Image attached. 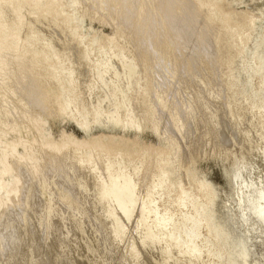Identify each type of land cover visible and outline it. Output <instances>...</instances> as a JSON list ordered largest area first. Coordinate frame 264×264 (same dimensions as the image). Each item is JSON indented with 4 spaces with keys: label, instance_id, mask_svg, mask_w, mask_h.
<instances>
[{
    "label": "bare ground",
    "instance_id": "bare-ground-1",
    "mask_svg": "<svg viewBox=\"0 0 264 264\" xmlns=\"http://www.w3.org/2000/svg\"><path fill=\"white\" fill-rule=\"evenodd\" d=\"M91 1H93V0H91ZM96 1H94V3ZM123 1H125V0H98V2H99L98 4L101 6V8H103V9L105 8L104 12L106 11L107 8H108L107 10L115 9L118 11V9L120 7L119 8H116V7H118L120 4L122 5V4L126 3ZM256 1L257 0H255V3H256ZM259 1H260V6H257V7H260L257 9L258 18L256 19V21H252V22H251L252 19H250L248 26L245 24V26L248 27L247 29L250 32V34L242 32L243 28H244V27H242L241 35H237L238 36L237 40H235L237 44L234 43L235 41L233 42V39H236V38L232 37L233 34L231 33L232 31L230 32V30H231L230 27H231V23L238 22L240 17L239 18L237 17L239 15H236V16L233 15L232 11H229L228 13H224L222 8L224 6H229L230 9L232 10V8H234V5H236V4L239 5L238 3H241V0H131L128 6L126 3L127 9L125 7L124 8L125 10L123 9L124 5H122L121 10H124V11L121 13L117 12L118 17L117 16H115V17H117L118 20L116 19L117 20L116 21L115 19H113V20H111L110 23H112V24H114L116 22L120 23V20L124 16L127 17L126 20H128V25L126 26L127 28L125 27V29H124L125 35L127 36V40L130 38L129 35H134L138 39V42H137V40H135V44L137 42L138 45L136 44L135 50H132V51H134L135 54H138V55L141 54L143 56V58H141V60L143 59L142 60L143 63H146V62H144L145 60L148 61L147 64L149 63V66L144 64L145 65V67H143L144 70L141 72V74L137 75L138 77H137V81L135 82L136 83L135 92L137 93L141 89V87L144 83L143 81L145 79L146 73H148L147 70H149V67L152 65L150 62L151 61L150 59H152V58L154 59V57L159 56L160 53L162 54L163 51L165 53L166 50H168L169 52L167 51V53H172V52H170V49L171 48L174 49L173 52H175V54L173 53L174 56H172L173 57L172 60L169 59V61H171V62H169V64L167 63L169 69H171L170 67H172L173 69H176V67L179 68L180 63L183 62L185 57H186V59L189 58L188 57L189 54L192 53L191 54L192 58H189L190 60L186 64V70L184 67V70L186 72L184 70L183 71L185 73H187V75L189 73H191L192 71L198 72L195 69H198V66H200V64L205 61V66H204V64H202L204 66V68L199 67L201 69L200 71H202V69H203V71L205 70V73H206V70H207V71H209L208 73L211 72L213 74L212 79H218V77H220L221 75H223L224 72H226V71H228V69H230V65L233 62L230 60L231 55H233L232 52L234 50L236 51V50L242 48L243 45L247 42V40L249 38H252L254 35V38H253L254 41L251 40L253 43H252V47H251V50L249 51V53L246 54L242 49L238 50L239 54L236 55L237 57L235 56V58L233 59V60H235L236 58H238L239 63H237L238 65H237L236 69L238 72L244 73L243 75H245L244 76L245 79L244 78L243 79L245 81H243V79H242L243 82H241V80H240V82L238 81L235 85H233V87L230 85L232 87V89L228 88L230 90L227 91L228 94H226V96L228 95V98H230L227 100L232 101L231 99H236V95L241 94L240 92L242 90L247 89L246 92L242 93L244 99L245 98L249 99V97L250 98H254V97L257 98L256 103H254V102L250 103L251 101L250 102L248 101L249 105L243 106V108L249 106V107H247L248 110L245 114L242 113V114H244L243 124L244 123L250 124L251 122L254 123L256 121V119H259V117L263 116V115H261V114H263V111L261 110V106L264 104V77L261 78L260 83H258L259 85H258L257 91L252 90V92H249V90H248L250 88V86L253 85L252 80L255 77H259L260 75H262L264 73V9H263L264 0H259ZM66 3H68V5L69 4L72 5V4H74V0H73V3H72V0H67ZM253 3H254V1H253ZM53 4H54V0H0V57L2 58L0 61V71L6 70L9 74L8 79H9L10 83H9L8 90L10 92V95L15 97L14 100L16 99V96H18L19 94H21V95L24 94V95H26L25 98L27 99L26 102L28 103V102L34 100V98H33L34 96H32V95L35 94L36 99H35V102H33V104L35 103L37 107L39 106L38 108L36 107L37 109H35V111L28 116L26 114H21L20 119H17L16 122L19 121V123H20L21 121H24V120L25 121H32L33 120L35 122L36 121L38 122L39 120H41V122H43V124H44V122H46V120H48V119H54L56 117L62 116L66 120L70 121L73 125H75V127L77 129L83 131L85 134H88L95 127H98L101 129H110L112 131L126 130L127 132L140 131L143 127L146 129L145 124H144V126H142V124H143V122L146 123V121H147V117L149 114V113L147 114V112L153 111V110L147 111V109H146L147 108L146 106H148V104H147L148 99L147 98H142L139 100L140 101L139 104L142 106V108L139 107V109L140 108L142 109V111L140 109L139 112L141 111L140 114L142 113L143 117L146 115L145 121L140 122V123H142L141 124L142 127H141V129H139L140 126L137 127V124L139 122L136 124L135 123L136 120H134V118L132 119V117H131L134 114H132V112H131L132 115L129 114V115H131V116H129L131 118H129L126 115L125 111L127 109H125V108H128L129 105H127L128 107L126 105H125L126 107L124 106V104H126L125 100L121 101V102H124V104H122V106L119 105L120 103L118 100L122 99V98H119V96L122 97V94L124 93V92L122 93L121 90L122 91H124V90L128 91V88L126 86H123V88L126 87V89L125 88L123 89L121 87V90H119L121 92V94H120V92L118 91V89L116 90V88H119L120 86H122L121 85L122 83L120 84V86L119 85L117 86L115 84V86H117V87H115V86H113L114 82L112 81L113 84L111 83L110 87L112 85L113 87H115L114 89L116 91H118V92H116V91L115 92L119 93L118 94L119 96L117 94L115 96V94H114L115 97L112 96V94H111V93H113L112 90H111L112 92L110 90L107 91V92H109V91L111 92L110 94L107 93V95L109 94V96H107L102 91H100V89L104 90L103 87L105 86V83L109 82L107 80H110L113 77H116L115 79H117L119 77L122 78L121 77L122 74H126L127 76H132L134 74V71L131 68L133 65L132 66L130 65L132 63V61L129 65H127L128 63L126 64L127 67L125 66V64H122L125 66V69L123 68L125 71L122 69V72H121V66H119V65H121V63H124V62L123 61L121 62L120 60L122 58H123L122 60L125 59L123 56L125 53L117 52V53L121 54V55L118 54L119 57L122 56V58L121 59L119 58V60H118V56L115 54L118 63H120V64H118L120 71L115 70V72H114L113 71L114 68L111 69L112 68V66L110 65L111 63L110 64L105 63V60H106L105 58L109 57L108 54H107L108 57H105L106 55L104 56V58L102 57L104 60L102 59L101 61H104V63L103 62L98 63V60L93 61V63L97 62V64L90 67V63H89L90 61L87 62L89 64L88 66L90 67V68L89 67L88 68L91 70L90 71L88 70V72H85V74L82 71L84 75L81 74L82 76H80V80L79 79L78 80L80 82H82V79L83 80L85 79V78H82L83 76H87L88 80L93 79V78H89V77H92V76L95 77V79L97 80V81L95 80L96 83H94L96 87L94 88V86H93V88H92L93 90L89 89V90H91V93L85 87L86 85L84 86L86 89H83V85H82V87L81 86L78 87V85L81 84L80 82H79L80 84L76 85V83H77L76 79L79 78V76H78L79 72H81L82 69L83 70L86 69V66H84L85 64H87L86 61L88 59V57H86V53H83V55L82 54L80 55V56H83L82 58H84L85 64H83L84 61L82 62V60H81L82 58L81 57H80L81 59L79 58L80 59L79 61L82 62L79 65L83 64L85 69L83 66L82 67L80 66L81 70L78 71L79 65L77 67H74V68H78V69H76L78 71V72L76 71V74L78 73L76 75L78 77H76V78H75V74L73 72L75 69L73 70V68L71 67L72 64L75 63L74 62L75 60L73 61L71 66L70 65L66 66L64 64V66H66L64 69L63 68L60 69V67L62 65L59 64L60 65L59 66L57 61H53L52 65H50L49 68H44L42 70V68H43L41 66L42 60L46 57L47 54H48V56L51 54V57L53 58V60L56 58V57H54V55H56V54H54L55 51L49 52V50L52 51L53 48H54V50L57 48L56 46L58 44L56 45V41L59 38L60 39L63 38L62 41H66L70 37H72L75 33V32H73V26L70 24L69 19L66 18L64 11H58L56 13L54 11H52ZM91 4H93V3H91ZM98 4H97V6H98ZM156 4L157 5L161 4V6L159 5L160 8L155 6L154 8L157 7L158 10L156 8L155 11L157 13L155 14L154 13L155 11H153V13H154L153 14L152 9H153V6ZM90 7H91V5H90ZM253 8H255V7H253ZM89 9H90L89 6H88L87 10H85V8H84L85 12L83 13V8H82L81 12L83 14L80 12L81 16L78 15V18H76L78 20V22L82 18H85V17L90 18L91 17ZM23 11H29L31 13H35V15H33V16H35L34 17L35 19H38V20L44 19L45 25L42 23L44 27L42 28V26H41L42 29L40 28V30H39L40 32L36 31L37 32L36 33L34 31V33L33 32L29 33L28 30H30L31 28H34V27L33 26L31 28L28 27L29 19H26L27 17L23 18L21 16ZM112 11H107V13H105L106 15H102L101 19H104V17H107V14H110V12H112ZM252 11H256V10L253 9ZM244 14H245V12H244ZM240 16H242V15H240ZM246 18L249 19L250 16L246 17ZM31 19H32V17H31ZM240 20H241V18H240ZM247 22H245V23H247ZM119 23L114 24V25L117 26V25H119ZM75 24L77 27V21ZM240 25H241V23L238 25V27ZM36 26H37V24H36ZM113 26L111 25V27H113ZM54 27H56L57 31H55L56 33H54L55 34L54 37L50 36V39L52 37L51 41L48 40V43H47V42H44L43 40H41L44 43L41 42L39 40V38L41 39V36L38 38L37 35L38 34L42 35L41 32L43 30L45 31V29H54ZM113 29H114V27H113ZM244 29H246V28H244ZM120 30L118 31V33L120 32ZM124 30H123V32H124ZM170 30H171V32H170ZM31 31H32V29H31ZM166 32H168V33L166 34ZM243 33H245V34L242 35ZM164 34H166V35H164ZM119 35H120V33L117 35V37ZM161 35H162V38H161ZM235 35L236 34L234 33L233 36H235ZM128 36H129V38H128ZM134 36H131V38L136 39ZM163 36L165 37L164 39H163ZM43 37H45V36H43ZM119 37L120 38H118V40H120L122 38L121 36H119ZM231 37L233 38L232 40H231ZM37 39L41 43H43V45L41 43H39V47L38 46L36 47L35 45H33L35 48L29 49V51H26V50H28V48H26V46H28V45L30 46V44L34 43V42H32L34 40H35V42H37ZM116 39L117 38H115V40H113V41L115 42ZM98 41L100 42V39L97 40V42ZM38 42L36 44H38ZM231 42H232V44L234 43L236 46L234 44H233V46H231L232 45ZM45 43L48 45L46 46ZM115 43L120 44L121 42L120 43L115 42ZM44 44H45V46H44ZM53 45H55V46L53 47ZM111 45H112V43H111ZM62 46H64V45H62ZM67 46H68V43H67ZM67 46H66V49L69 50L67 52L75 50V49H73L75 47L74 45H71V46L69 45L68 48H67ZM29 48H31V47H29ZM59 50H60V48H59ZM132 51H131V54H133L134 57L136 56V59H138L140 62V59H139L140 57L138 55H135ZM97 52H99V51H97ZM114 52H116V51H114ZM164 53H163V55H164ZM234 53L236 54V52H234ZM89 54H90V52H89ZM73 55H74V52H73ZM111 55H113V57H114V54H111ZM163 55H162V57H163ZM186 55H188V56H186ZM68 56L71 57L70 55H68ZM131 58H132V55H131ZM58 59H60V58H58ZM109 59L110 58H108L107 59L108 61L106 60V62H110ZM129 59H130V57H129ZM63 60H64V63L67 62L66 61L67 59L66 60L63 59ZM76 61H78V58ZM15 63H18V64L15 65V67H14L13 64H15ZM62 63H63V61H62ZM68 63L70 64V62H68ZM93 63H91V64H93ZM77 64H78V62L75 63V66ZM104 64H106L105 66H106L107 70H106ZM108 64H109V66H111V68L107 66ZM181 65L183 67V64H181ZM102 66L105 69L102 68ZM128 66H131V67H128ZM109 68L112 72H114L113 75L115 73L117 74L118 72H121V75H120V73L118 76L115 74L113 77H112V75L111 76L109 75L112 78L105 76L106 72L110 73V70L108 71ZM136 68H137V65H136ZM46 69H47V72L45 71ZM101 69H104V70L101 72ZM59 70H62V71L60 72ZM43 71L46 73L45 76H44ZM183 71L181 73H183ZM103 72H105V74ZM233 74H236V72H234ZM107 75H108V73H107ZM172 75H174V74H172ZM240 75H241V73H240ZM174 76H175L174 78L177 79V76L176 75H174ZM106 77L110 78V79H107ZM123 77H125V75ZM198 77H200V76H198ZM103 78L107 79V80H104L105 83L103 81ZM2 79H3V77H2ZM87 79L84 81V83L86 84L88 82L87 84H90L91 83L90 80L88 81ZM119 79H117V80H119ZM123 79L124 78H122V81H123ZM113 80H114V78H113ZM91 81L94 82V80H91ZM114 81H116V80H114ZM97 82H98V85H96ZM110 82H111V80H110ZM118 82L120 83L121 80ZM118 82H117V84H118ZM187 83H189V82H187ZM125 84L126 83H123V85H125ZM106 85H107V83H106ZM53 86H55V87L57 86L59 88V95H58L59 104H56L54 102L55 99H53V97H52V99H50L47 96V91ZM107 86H109V83ZM87 87H89V86H87ZM189 87H191V86H189ZM252 87H254V85ZM78 88H79V91L84 92V94L87 91L90 94H92V92H93V94L95 93L97 95L96 92L100 91V93L102 92L104 94L103 96H107V98L110 97V95H111L112 97L110 99L108 98L109 99V100L107 99L108 101L106 100V102H108V103H110V100L112 101L113 97L115 98L113 101H115L119 98L117 100L119 106L116 104L117 101H115L116 103L114 102V104H116L117 107H115L116 105L114 106V104H113V106L115 108L112 106L114 109H112L113 111L111 110L110 111L111 113L110 114L108 113L109 114L108 115L107 112L110 109H108V107H109L108 103L105 102V104H107V106H108V107L105 106L108 109V111L106 112V114H102V113H105L106 110L104 109L105 111L103 112V109H102V111L100 112L99 111L100 106L98 105L99 107H97V104L101 105L102 103H100V102L102 100L104 101L106 98H104L103 96H100L103 99L100 98L101 100H98V101L95 100V101H97L96 105H95V101H94V106H96V108L94 106H93V108L90 107L89 108L90 110H91V108L93 109L92 112H90L89 109H87L88 111L85 110L86 111L85 114H84V111L83 112L81 111L84 114V115H82L80 110H78V107H79V104L82 106V103H81L82 99L81 98H83V100H85L86 98L84 97V94L82 92H81L82 94H80V92L78 91ZM107 89H109V88H107ZM83 90H85V91H83ZM128 93H130V91ZM100 95H102V94H100ZM124 95L126 98V93ZM124 95H123V99H124ZM88 96H91V95L87 94L86 97H88ZM96 97L98 99L99 95H97ZM148 97H149V95H148ZM209 97L211 98V96H209ZM241 97L242 96H240V99H241ZM128 98H130V96L127 97L126 99H128ZM220 98H221V96H220ZM211 99L214 100L213 97ZM224 99L226 100V98H224ZM163 100H160V101H163ZM250 100L255 101L254 99H250ZM257 100L259 101L260 104L257 102ZM126 101L128 104V100H126ZM160 101H158L159 105L154 104L153 106L158 105L156 107L159 108V106H160V109H161L162 104L160 105ZM215 101L216 100H214L213 103ZM158 102H156V103H158ZM164 102H165V100H164ZM164 102H163L164 105H162V110H163V106L165 107ZM208 102H212V100L208 101ZM242 102H243V105H244V103H246L243 100H242ZM12 103L13 104L15 103L14 106L16 108H19V107H20V109L22 108L21 105L18 104L19 102H17V100L12 102ZM112 103H111V105H112ZM215 103H218V102H215ZM238 103L239 102H237V104ZM40 104H42V105H40ZM85 104H86V102H85ZM203 104L204 103L200 104L202 106L199 107V112H200V113L198 112L199 117H201L206 111L207 106L203 105ZM111 105H110V108H111ZM103 106H104V104H103ZM123 106L125 108L123 109V111L122 110L121 111L125 112V115L128 118L124 117L123 119L120 120V118H117V117H121V116L120 115L117 116V115L119 114L118 112H120L119 110L122 109L121 107H123ZM231 106H233V104ZM188 107H189V109L187 111L188 116L195 117L193 110H190V106H187V108ZM224 107H225V105H224ZM79 108H81V107H79ZM148 109H151V108H148ZM192 109H193V107H192ZM230 109L231 108H229V110ZM239 109H240V107H239ZM229 110L227 111V113H225L226 114L225 119L227 121L233 120V116H232L233 115V109H232V111L231 110L229 111ZM240 110H238V111H240ZM129 111H131V110L129 109ZM234 111H235V109H234ZM87 112H90V114ZM122 112H120V114ZM1 113H2V111H1ZM3 113H6V112L3 111ZM11 113H12V111H11ZM219 113H221V112H219ZM101 114L103 116H105L106 118L102 117ZM237 114H238V112H237ZM90 115H91V117H90ZM198 115H197V117H198ZM0 116H1V114H0ZM134 116H136V115H134ZM138 116L140 117L141 115H138ZM153 116H154V114H153ZM153 116L149 121L153 122V120H152L154 118ZM213 116H214V114H213ZM139 117H136V119L137 118L139 119ZM102 118L105 119L103 124L101 123ZM125 118H126V121H124ZM220 118H219V120H220ZM222 118H223V116H222ZM117 119H119V120L117 121ZM148 119H149V117H148ZM239 119H242V118H239ZM239 119H236V120H239ZM122 120L125 123L121 122ZM211 120H212V117H211ZM211 120H209L208 122H210ZM50 121H54V120H50ZM149 121H147L146 125L151 123V122L149 123ZM173 121H174V119H173ZM260 121H261V119H260ZM16 122L13 125L14 128H16L18 125V124H16ZM37 122H36V124H37ZM119 122H121V123H119ZM154 122H155V120H154ZM231 122H229V123H231ZM233 122H234V120H233ZM189 123H190V125L188 123H185V124L189 125L188 128H187V125L186 126L184 125L186 127V129H185L186 132L184 131L183 136L195 135V137H196L194 139L195 142L193 141L192 146H194L195 148L197 147L196 149H199L198 154L203 153L202 152V150H203V147H202L203 142L202 141H203L204 137L202 135L206 132V131L203 132L204 129H206V128L202 127L203 124L201 123L200 118L199 119L193 118V120L189 121ZM229 123H228V125H229ZM235 123H240V122L236 121ZM54 124H55V122H54ZM155 124H157V121ZM155 124L153 123V125H152V123H151L152 127H151V125H150V127L148 125L149 128L147 127L148 129H146L145 131L149 132L150 128H153L152 130H154L155 129L154 126L157 129L158 124L157 125H155ZM209 124H211V123H209ZM173 125H175V124H173ZM173 125L171 124V126H173ZM218 125H217V127H218ZM261 125H262V122H261ZM175 126H178V125L176 124ZM220 126L223 127L224 125L223 126L220 125ZM234 126L232 125V127H234ZM238 126H240V124ZM253 127H255V126H253ZM172 128L174 130H176V127L174 128V126H173V127H171V129ZM168 129H170V127ZM219 129L221 130L223 128H219ZM155 130L153 131V133L155 132ZM229 130H230V128H229ZM239 131H240V129H239ZM239 131H238V133H239ZM38 132L41 136V133H40L41 130H38ZM142 132H143V130H142ZM149 133H151V131ZM210 133H212L213 138H215L216 131L212 130ZM212 135L209 134V136H211V137H212ZM233 135H236V132ZM260 135H261V133H260ZM263 135L264 134H262L261 137ZM40 136L34 138L32 140V144L31 143L28 144V142H24V140H21L20 138L16 139V140L12 141L8 145V147L6 148V150L9 153H15V148L17 146H19L20 148L24 147L25 150L20 152V153H15L12 156L11 160L7 161V163L4 165V168L0 171V192L2 190H4V185L2 184V181H1L2 177L3 176H9L11 178L10 185L5 190L6 197L4 199H0V259L5 258L6 261H8L7 263L5 262V264H12V263H14V261L22 260L20 258H24V257L26 258V259L24 258L25 261L23 259V261L25 262V263L23 262L24 264H73L74 259L71 256H68L69 253L66 254L67 256L66 255H64L63 257L60 256V258L57 257V255H55V254H58V253H56V251H57V249L60 248L59 246L62 245L61 240L59 237H57V235H59L62 232L64 213H67L69 210L73 209L72 207L74 206V204H78V202L76 203V201H78V199H79V197H81V195H85V197H86L89 194V196H90L91 195L90 192L92 191L91 188H93L92 192H95V191L99 192V193L95 192V197H97L96 194H98V196L100 194L99 200L96 199L98 201L97 202L98 203L97 204L98 210H96V212H94V210H95L94 209L92 211V213L94 212V214L91 213V215L89 214V212L87 213V211H86L85 213L90 215V216H88V218L86 217V214L84 215V213H83L84 218L82 216V218H81L82 220L81 219L78 221L73 220V221H71L70 225L72 227H75V228H80L82 226V224L90 218L94 219V222L99 229L105 228L104 225H106L107 223L110 224V226L107 224L110 228L108 227V231H106L107 232L106 242L110 241V243H111L110 246L112 245L113 242L114 243H113L112 247H110L111 249L109 251H107L106 257H113L114 253L117 250H119V251L121 250V247H122L121 244L123 245V242H125L124 240L128 237L126 234V231H125V225H128V223L132 222L131 220H133V217L135 218V216H133V215H134L136 210L139 213L138 214L139 216L137 215L138 219L136 218L138 220L137 226L135 227V228H137L136 229L137 233H136V231H135V234L133 233L134 236L135 235H137V236H135V238L132 236V238H134L136 240L135 241L133 239V242L135 241L134 244L139 245L142 248L141 249L142 251L140 252V255H139V252L137 251V254H138L137 255L135 252L136 251V249H135L136 245H134V244L131 245L130 247H128L127 250H125L126 252H124V255L122 256V260H121L120 264H178V263L171 261L170 253L173 250V248L176 250H179L181 248V250L179 251V253L181 254V257L183 258V262H181V264L197 263V261L201 257V254L204 251L206 252V254L208 252V255H210L209 253L214 254V252H215V255L217 254L216 256L220 257V258L218 257V259H221L224 257L225 253L223 252V254L221 253V255H220V254H218L219 251L217 252L215 250H218L220 248V246H223V248H224L225 243L230 240V237L228 236L226 230L228 228H233L236 226H242V227L245 226L246 227V226H248L250 219H254L255 221H257L260 224V233L262 236H264V159L259 163H257V161H256V163H257L256 165H254V164L252 165L250 163L252 166L248 169V176H247L246 180H243L241 178L240 173H238L235 176V178H234L235 180H233V182H231V184L229 185L230 189H231V194H230L228 200L226 201V203L223 204L219 209H215L214 207H212L211 209H206V208L205 209H198V207L195 206L196 203H193L196 208L194 207L195 211H193L192 216L190 215V217H188L189 215H187V217H186L184 215L185 217H184V219H182V222L180 221L181 220L180 218H182L180 216H179L180 218H177V220H174V221L181 222V224L179 225V224H175L172 221L171 216L168 214L161 215L162 214L161 213V214H159L160 216L158 215V211L156 209L157 204L155 203L156 202L155 199L153 200V196H152V195H154V196L159 195L162 192V190L164 191L165 188H167V187L169 188V186H167L168 183H166V180L168 179V177L171 174H173V172L171 173V171L174 167L170 168L171 165L167 169H165L163 172H160V174L158 173L159 175L157 176L156 180H154V183H152V185L150 184V186L147 185V187H146L147 191L144 189V191H146V192L143 194L141 193V195H140V194H137V192H136V187L138 185L135 184L134 179H136L137 177L139 178V176H137V175L138 174L141 175L140 173L143 172L142 169L139 170L140 168H138L136 170V168H134L133 174L131 175V173H132V171H131V173H130L131 176L130 175L128 176L127 175L128 173L126 174V172H125V174H123V172L125 171V170H123V166H124V165H122L123 162L121 163L120 160L115 159L116 162L120 161V163H116L113 161L112 164L111 163L108 164L104 168V171H103L104 178L102 176H101V178H99L100 175H99V177H95L94 173L96 171H94L93 170L94 168L91 167L92 165L89 164V162L92 158V155L90 154V152H88L85 156H82V155H79V157L74 156V158H77V157L78 158L74 159V161H72L74 152L77 154L79 152V151H77V148L79 149V146H73V145H71L70 139L62 138V139H60V141L58 143L51 141V142L44 144L40 150V155H38L36 152L35 144L40 143ZM205 136H208V135H205ZM221 139H222V137H221ZM224 140H222V141H224ZM263 140H264V138H263ZM107 141H108V138L102 134V135L98 136L97 138L91 140L90 142L85 143V146H87L88 148L90 147V149L96 148V150H98L99 148L106 145ZM219 142H218V144H219ZM244 142H246V141H244ZM167 143H169V142H167ZM129 144H130V140L124 139L120 143L113 146L112 150H110V151H113V153L116 155V153H119L122 150H124V148L127 147ZM251 145H254V144H251ZM87 147H85V148H87ZM173 147L176 150H174ZM173 147H171V150L172 151L174 150L175 154L177 151V154H176L177 156L176 155L174 156L173 152H172L173 154H170V155H173L172 157L174 159H176L175 164L177 166H178V163L184 162V164H185V162L191 160L190 156H191L192 150H191L190 146L186 147V148H182V147L177 146L178 148H176V146L173 145ZM194 147H192V149ZM262 148L263 147H261V149ZM141 149L144 150L146 148H145V146L141 145L139 141H136L135 145L132 147V152L129 155L130 158H132L133 152H137ZM150 150L151 149H149V151ZM171 150H169L170 152L168 151V153H171ZM249 150L252 151L251 149H249ZM87 151H88V149H87ZM262 152H263V149H262ZM93 154H95V153H93ZM74 155H76V154H74ZM251 155H252V153H251ZM134 156H136V155H134ZM201 156H202V154H201ZM253 156H254V154H253ZM173 158H171V159H173ZM127 159H129V157ZM173 160H170V161L174 163ZM70 161L74 162V163H72L74 165H72ZM129 161H130V159H129ZM132 161H133V159H132ZM158 161H160V159ZM158 161H157V164H158ZM68 162L72 165V169L70 167V169H69L70 172L64 170V173H63L62 172L63 169L67 168V167L64 168L66 166V164L69 168L70 164L68 165ZM127 162H126V160L124 161V163H126V164H127ZM250 162H252V161H250ZM241 163H242V161H241ZM244 163H246V161ZM84 165L90 166L91 168L87 169L88 170L87 172H83V174L86 176L85 180L83 179L84 182L82 183L81 182L82 180L80 182H78L76 179L77 183L80 185L78 186V184H77L76 186H74L73 182H76V181H73V180H74V178H76V176H79L78 173H80V171L82 169H84V168H82ZM158 165H160V164H158ZM158 165H156V166H158ZM177 166H175V167H177ZM181 166L182 165H180V167ZM239 166H241V165H239ZM68 168H67V170H68ZM124 169H125V167H124ZM92 170H93V172H92ZM82 171H86V168H85V170H82ZM139 171H141V172L139 173ZM155 171H156V169H155ZM175 172H177V171H175ZM223 172H224V174L222 173V177L225 175V178L227 180L228 172L226 171V169L223 170ZM93 174H94V176H93ZM91 176L94 178H99V179H94ZM183 176H185V175L183 174ZM192 176H193V174H192ZM91 178L93 179V180H91V181H93L92 182L93 185L89 186V189H88L86 186L87 185L86 183ZM94 180H96L95 183H94ZM199 180L200 179H198V181ZM136 181H139V179L138 180L136 179ZM182 181H184V180H182ZM200 182L201 181H199V183ZM196 183H197V181H196ZM74 184H76V183H74ZM54 185H61L60 191L58 193L55 192L56 194H52L50 192V190L52 189V187ZM201 188H202V186H201ZM89 190H90V192H89ZM168 191H169V189H168ZM202 191H203V189H202ZM85 192H89V193L86 195ZM182 193H184V192H182ZM93 194L94 193H92V195ZM163 194H164V192L161 193L160 196ZM92 195H91V198H92ZM142 195H143L142 198L139 197ZM149 195H151V197ZM165 195H167V194H165ZM253 195H255L256 197L254 198ZM216 196H217V193H216ZM56 197H60L63 201H65V208L63 210L64 211L63 214L60 212L59 213L54 212L53 201L55 200ZM82 197H84V196H82ZM185 197L187 198V196H185ZM185 197L179 196L180 201H183L184 199H186ZM190 197H191V195H190ZM93 198H92V200L95 199V198L94 199ZM147 198H148V201L146 202L145 200ZM213 198H215V197H213ZM36 199H41V200L43 199L44 202L42 204H38L36 202ZM149 199L150 200L152 199L155 202H153L151 200L152 202L149 203ZM202 199H201V201H202ZM96 200H94V202H96ZM34 201L38 205L35 204ZM91 201H90V203H93V201L92 202ZM175 202H177V201H175ZM184 204H186V203H184ZM212 204L214 205V203H212ZM172 205H173V203H172ZM93 207L95 208V206H93ZM170 207H171V205H170ZM189 207H190V204H189ZM177 209H179V208H177ZM182 211H184V210H182ZM160 212H162V210ZM199 214L202 215V218L197 217ZM39 215H41L42 221H40V223L35 224V226L33 225L34 226L33 229L30 228V230H29L28 227L29 226L31 227V225H29V224L34 223V222H31V220H33L34 216L37 217ZM223 215L228 216V219L225 222L220 221V219ZM30 217L32 219H30ZM116 217H120L119 220L121 219V221L117 220ZM4 219H5V221L3 222L4 225L3 224L1 225V223ZM173 219H176V217H174ZM18 221L21 223V228L17 232H14L15 224ZM39 224L42 226L41 229H38ZM201 225H207L209 230L212 232V234H215V239L211 244H204L203 246L200 244L202 247H198L196 245V240L198 238V232L200 230L199 228ZM180 226H182V228H183L182 235H181L179 240L174 241L171 238V236L169 235L170 231L172 229H175V228L180 227ZM206 231H208V229ZM53 237H55V240L53 242L52 241L50 243L46 242L47 239H50ZM213 238H214V236H213ZM36 241H39V244H41L40 247H37L38 249L36 248V246H39V244L37 242L38 245L35 246ZM210 241L211 240L209 239L208 243H210ZM230 241H231V244H230L229 252L234 254L235 259H234V262L227 263V264H248L250 252H249L248 248L246 247L245 242L244 241H237V240H230ZM74 243H75V241H74ZM201 243H203V242H201ZM42 245L45 246L44 248L49 247L53 251V252L51 251L52 254L54 253L53 255H51V254L45 255V256L50 257L49 259H47L46 257L43 256L44 254H42V248H41ZM27 246L29 248H27L28 250L25 251ZM34 247L37 250L36 252L34 251L35 250ZM137 247L138 246H136V248ZM39 249H41L40 250L41 259H40V256L38 258V255L40 254L38 251ZM54 250H56V251H54ZM119 251H118V253H119ZM173 251H175V250H173ZM33 253H35L34 257H32ZM87 254H88L87 251H85V253H83V255L79 254L80 258L83 256L82 257L83 259L81 258L82 261L80 258H77V259L80 260L81 262H85V260H88V258L90 259V257H91V256L88 257L90 255V253L88 255ZM157 254H159V257L157 260H155L157 258L156 256H158ZM35 256L37 257L36 260L39 259L36 262H34L35 259H33V258H35ZM42 256H43V258H42ZM154 256L156 257L155 259H154ZM31 257L33 260L31 259ZM45 258L47 259V261H45L46 260ZM152 258L156 262H154ZM26 260H27V262H26ZM78 260L76 261V259H75L77 264L79 263ZM0 261H2V263H3L4 260H0ZM75 261H74V264H76ZM178 261H179V259H178ZM200 261H201V259H200ZM101 262H102V260H101ZM105 262H107V261L104 260V263ZM217 263H219V261H217ZM220 263L223 264L222 261ZM85 264H86V262H85ZM211 264H213V263H211Z\"/></svg>",
    "mask_w": 264,
    "mask_h": 264
},
{
    "label": "rangeland",
    "instance_id": "rangeland-1",
    "mask_svg": "<svg viewBox=\"0 0 264 264\" xmlns=\"http://www.w3.org/2000/svg\"><path fill=\"white\" fill-rule=\"evenodd\" d=\"M90 1L91 0H74V4H72V5L69 4L68 5V3H66L67 0H54V4H53L52 11H54L55 13L58 12V11H64V14L66 15V18L69 19L70 24L73 26V32H75V33L68 40L65 39L67 42L66 41H62V39H63L62 37H61L62 39L59 38L56 41V45L58 44L56 46L57 48L55 50L53 48L52 51L49 50V52H54L55 51L54 54H56V55H54V57H56L55 58L56 60L55 59L53 60V58L51 57V54L49 56L47 54L46 57L42 60V64H41V66L43 67L42 70L44 68H49L50 65H52L53 61H57L58 65L59 64L62 65L60 67V69L61 68L64 69L67 65H70L71 66V64L75 60L74 62L75 63L78 62V64L75 66V63H73L71 67L73 68V70L75 69L73 71L74 74H75V78L79 76V78L76 79L77 80V83L75 82L76 85H78V84L81 83L80 85H78V87H80V86L82 87V85H83V89H86L87 88V90H89V89L93 90L92 89L93 86H94V88L96 87L95 84H94V83H96L95 82V80H96L95 77H93V76L92 77H89V78H93V79H89L90 82H91L90 84H87L88 83L87 81H86L87 82L86 84L84 83V81L87 79V76H83L82 77V78H85L84 80L82 79V82L79 81L80 80V76L84 75L85 72H88V70L90 71L91 69H89V68L92 67V66H94L95 64H97V62L96 63L95 62L93 63V61H97L98 60V63L99 62H103L104 63V61H101V60L104 58L105 55H106L105 57H108L109 56L108 58H110L109 59L110 62H106V60L108 58H105L106 59L105 60V63H109V64L111 63L110 65L112 66V68H111V66H109V64L107 66L110 67L111 69L114 68V70H113L114 72H115V70L116 71L117 70L120 71L119 66H121V72H122V69L123 68L125 69V66L127 67V65H129L131 63V61H132V63L130 65L131 66L133 65V66L132 67L131 66H128V67H131L133 69V71H134V74L132 76H127L126 74H122L121 77L124 78L125 80L123 79V81H122V78H120V77H119L120 79L117 78V79H119V80H117V79H115L116 77H113L116 73L113 75L114 72H112L110 70V68H109L108 71L110 70V73L111 74L109 72H106V75L105 76L110 77L112 75V77L116 81H114L112 77H110L112 79L106 77L107 79H110L111 82H110V80H107L106 78L105 79L103 78V81L104 80L109 81V82H106L107 85L109 83V86H107L106 83H105V81H104V83H105V86L103 87L104 90L103 89H100V91H102L106 95H107V93L110 94L113 91V93H111L112 96H114V94L116 96V94L117 95L119 94V93H116V92H118L119 90H121V87L123 88V86H126L128 88V91L127 90L126 91L125 90L124 91L121 90V92L122 93L124 92V93L122 94V97L119 96V95L118 96H119V98H122V99L118 100L119 99L118 98L117 100L119 101V103H120L119 105H121V106H122V104H124V102H121V101L122 100L123 101L125 100L126 104H124V106L125 105L126 106L129 105V107L127 106L128 108H125L126 106L125 107L123 106V107H121L122 109H120L119 111L122 112L123 109L125 108L127 110L126 111L124 110V111L126 112V115L128 117L131 116L132 114L136 115V116L133 115L131 117H132V119L134 118V120L137 121V122L135 121L136 124L139 122L137 124V127L140 126L139 129H141V127L144 126V124L146 126V129H148L150 127L151 123L153 125V123L155 124L156 121H157V124H158V125L155 124V125H157V129L154 126V128L156 130L154 129L155 132L153 133V131H154V130H152L153 128H150L149 132L151 131V133H152L151 134L148 131H145L146 129L144 127H143L144 129L142 128L140 131H133V132H127L126 130L112 131L110 129H101V128L95 127L88 134H85L83 131L77 129L75 127V125H73L70 121L66 120L62 116L61 117H56L57 119L56 118H54V119H48V120H46V122H44V124H43V122H41V120H39L38 122L36 121L37 124L33 120L32 121H25V120L24 121H21L20 120L21 121L20 123H19V121L16 122L17 119H20V115L21 114H26L28 116V115L32 114L35 111V109H37L39 107V106L37 107L35 103L33 104V102H35L36 95L35 94L32 95V96H34L33 97L34 100L32 99L33 101H30L28 103L26 102L27 99L25 98L26 95H24V94H22V95L19 94L18 96H16V99L14 100L15 97L12 96V95H10V92L8 90L9 83H10L9 82V79H8V75L9 74H8V72L6 70L0 71V114H1V116H0V121H1L0 122V124H1L0 125V159L2 160V161L0 160V171L4 168V165L7 163V161L11 160L12 156L15 153H20V152H22V151L25 150L24 147L23 148H20L19 146H17L15 148V153H9L6 150V148L8 147V145L12 141H14L16 139H19V138L21 140H24V142H28V144H30V143L32 144V140L34 138L40 136L38 130H41V132H40L41 133L40 143H36L35 144L36 152H37L38 155H40V150H41V148L43 147L44 144H46L48 142H51V141L58 143L60 141V139L67 138V139H70L71 145H73V146H79V149L77 148V151H79V152H78V154L74 152V154H76V155L73 154V158H72L73 160L72 161H74V159H77L79 157V155L85 156L88 152H90V154L92 155V158L93 159L91 158L89 164L92 165L91 167L94 168V169L93 168L92 169L94 171H96L94 173L95 174V177H99V175H100L99 178H101V176L104 178V175H103L104 168L108 164H110V163L112 164L113 161L116 162L117 159L120 160L121 163L123 162L122 163V165H124L123 166V170H125L123 172V174H125V172H126V174L128 173L127 175L129 176L130 173H131V171H132L131 175L133 174V172H134L133 169L134 168H136V170L138 168H140L139 170L142 169V171H143L142 173H140L141 171H139V173L142 176L139 175V174L137 175V176H139V178L136 176L137 177L136 179L137 180L139 179V181H136V179H134L135 180L134 181L135 184L138 185L137 186L138 188L136 187V192H137V194H140V195H141V193L143 194V193H145L147 191V189H146L147 185L150 186V184L152 185V183H154V180H156V178L160 174V172H163L170 165H171L170 168L171 167L172 168L174 167L173 169L175 171H177V172H175L173 169H172V171L170 170L171 173L173 172V174H171L168 177L169 180L168 179L166 180V183H168L167 186H169V188L167 187L169 189V191H168L167 188H165V190L164 191L162 190V192H161V193L164 192V194H163L164 196L161 195L162 196L161 197L160 196L161 193L159 195H155V196L152 195L153 196V200L155 199L156 202L153 201L152 199L151 200L157 204L156 209L158 211V215L161 214V213H162L161 215H165V214L170 215L171 218H172V221L175 224H179L180 225L181 222H182V219H184L185 216L186 217H187V215H189L188 217H190V215L192 216L193 215V211H195L194 209L196 208L195 206H197L198 209H205V208L206 209H211L212 207H214L215 209H219L223 204L226 203V201L228 200V198H229V196L231 194V189H230V186L229 185L231 184V182H233V180H235L234 179L235 176L238 173H240L241 178L243 180H246L247 179V176H248V169L253 164L256 165L257 163L261 162L264 159V140H263L264 135L261 137V135L264 134V127H263L264 126V104L261 106V110L263 111V114H261V115H263V116L259 117V119H256V121L254 120L255 121V122L253 121L254 123H252V122L250 124L244 123L245 124L244 125L243 124V117H244V114L248 110L247 107H249V106L244 107V108H243V106L249 105L248 104V101L249 102L251 101L250 103H252V102L256 103V99L257 98L256 97H254V98H250L249 97V99L248 98H245L247 100L246 101L244 99L242 93L246 92L247 89L242 90L240 92L241 94L236 95V99H231L232 101H228L227 99H230V98H228V95L226 96V94H228L227 91H229L230 89H232L233 85H235L238 81L239 82H240V80H241V82L245 81L244 80L245 79L244 78L245 75H243L244 73L238 72L237 69H236V67L238 65L237 63H239L238 62L239 61L238 58H236L235 60H233V59L235 58L236 55L239 54L238 53L239 52L238 50H241L242 49L246 54L249 53V51L251 50V47H252V43H253L252 41H254L253 40L254 35H253L252 38H249L247 40V42L243 45L242 48H240V49H238L236 51L234 50L232 52L233 55H231V58L229 57L230 60L233 61L232 64L230 65V69H228V71L224 72L223 75H221L220 77H218V79H212L213 74L211 72H210L211 74L208 73L209 71H207V70H206V73H205V70L203 71V69H202L203 72L200 71L201 70L200 68H204V66H205V61L204 60H203L204 62L201 63L200 66H198V69H195L198 72L192 71L191 73H189L187 75V73H185L186 72L185 71L186 70V64L190 60L189 58H192V56H191L192 53L189 54V56L186 55L189 58L186 59V57H185V59L183 60V62L180 63V66L178 65L179 68L176 67V69H173L172 67L169 66L171 68V69H169L168 68V64H169V62H171V61H169V59L172 60V58H173L172 56H174L173 53L175 54V52H173L174 49L171 48L172 50L170 49V52H172V53H167L168 50L165 49L166 52L164 53V51H163L162 54L160 53L161 56L159 55V56L154 57V59L153 58L150 59L151 60L150 62H151L152 65L150 64L151 66L149 67V70H147L148 73H146L145 79L143 81L144 83H143V85L141 87L142 90L140 89L137 92L138 93L137 94L135 92V86H136V83L135 82L137 81V77H138L137 75L138 74H141V72L144 70L143 67H145V65H148L149 66V63L147 64L148 61L145 60V59H144L145 60L144 62H146V63H143V61H142L143 59L141 60V58H143V56L140 54L142 56L141 57L140 55L135 54V52L132 51V50H135V48H136L135 45L137 44L138 39L134 35H129L130 38H131V36H134L136 39H134V38H131L130 39L129 36H128V38L130 40L129 39L127 40V36L125 35V30H124L125 27L128 25V20H126L127 17L124 16L123 17L124 19L123 18L122 19L120 18L121 19L120 20V23L119 22L114 23V24H118L119 23V25H117V26H115L114 24L110 23L111 20H113V19H115V20L117 19L118 20V18H117L118 15L117 14L123 12L125 10L124 9L125 7L127 9V6L129 5V3H130L131 0H125V1H123V2H126L127 3V6H126V3L125 4H122V5H124L123 6V9L124 10H121L122 5L120 4L118 7H116V8H119L120 7L118 9V11L115 10V9H112L113 11L112 10H107L108 9L107 8L105 12H104V9L105 8L104 9L101 8V6L98 4L99 3L98 0L97 1L96 0H93L91 2ZM94 1H96L97 3L96 2L94 3ZM253 1H254V3H253ZM72 3H73V0H72ZM91 3H93V4H91ZM97 4H98V6H97ZM238 4L239 5H237V4L234 5V8H232V10L230 9L229 6H224L222 8V10L224 11V13H228L229 11H232L233 15H235V16L236 15H239L237 17L238 18L239 17L241 18V20L239 18V21L240 22L238 21L236 23H231V27H230L231 30H230V32L232 31L231 33L233 35H234V33L236 34L235 36L232 35V37H234L236 39H233L231 37V40L233 39V42L235 40H237V37H238L237 35H241L242 27L246 28V29L243 28V31L242 32H245V33L250 34V32L247 29L248 27H246L245 24L248 26L249 25V22H250L249 21L250 19H252L251 22L252 21H256V19L258 18L257 9L260 8V7H257V6H260V1L259 0H257L256 3H255V0H241V3H238ZM90 5H91V7H90ZM159 5L161 6V4H158V5L156 4V5L153 6L152 13H153V11H155V9L157 7H159ZM88 6L90 8L89 11H90L91 17L90 18H87V17L82 18L83 20L81 19L78 22V20L76 18H78V15L81 16L80 12L82 11V8H83V13H84L85 12L84 11V8H85V10H87L88 9ZM155 6H157V7L154 8ZM252 6L255 7V8H253ZM252 8L254 10H256V11H252L253 10ZM263 9H264V7H263ZM157 10H158V8H157ZM107 11H112V12H110V14L111 13L112 14L111 15L110 14H107V17H104V19H101L102 15H106L105 13H107ZM244 12H245V14H244ZM154 13L156 14L157 12L155 11ZM33 15H35V13H31L29 11H23V13L21 14V16L23 18H26L27 17L26 19H29V21H28V27H30V28L32 26L34 27V28H31L32 31L29 28L30 29V30H28L29 33H32V32L34 33V31L35 32L36 31H39L40 28H41V26L43 28L44 27L43 24L45 25L44 19H39V20L38 19H35L34 18L35 16H33ZM240 15H242V16H240ZM28 16L29 17L31 16L32 19H31V17L29 18ZM115 16H117V17H115ZM249 16H250L249 19L246 18V17H249ZM76 21H77V27H76V24H75ZM245 22H247L248 24L245 23ZM238 23L239 24L241 23L242 26L240 25L238 27V25H239ZM36 24H37L38 27L36 26ZM111 25L112 26L114 25L113 26L114 29H113V27H111ZM118 29L119 30L121 29L120 32H119L120 33L119 36L122 37L121 38L122 40L121 39L118 40V38H120L119 36L117 37V35L119 34L118 33V31H119ZM123 30H124V32H123ZM43 31L41 32L42 35H39L38 34L37 37L39 38L41 36V39L39 38V40L40 41L43 40L44 42H47L48 43V40L51 41L52 37L55 36L54 33H56L55 31H57V29H56V27H54V29H45V31L44 32ZM170 32H171V30H170ZM167 33L168 32H166V34ZM245 33H243L242 35H244ZM166 34H164V35H166ZM43 36H45V37H43ZM50 36H52L51 39H50ZM115 38H117L115 42H117V43H120L121 42V43L120 44H116L113 41V40H115ZM161 38H162V35H161ZM164 38L165 37L163 36V39ZM99 39H100V42L99 41L97 42V40H99ZM39 40L37 39V42ZM135 40H137L136 44H135ZM40 41L38 42V44H36L37 42H35V40L32 41L34 43L31 42L32 44H30V46L29 45L26 46V48H28V50H26V51H29V49L35 48L33 45H35L36 47L37 46L39 47V43L43 42V41H41V42ZM43 43H41V44L43 45ZM60 43L62 45H64V46H62ZM67 43H68V46H67ZM111 43H112V45H111ZM234 43H236V41ZM45 44H44V46H45ZM231 44H232V42H231ZM233 44L231 46H233ZM47 45L48 44H46V46ZM69 45L70 46L71 45H74L75 47L73 49H75V50L74 51L72 50L70 52H67L69 50L66 49V46L68 48ZM54 46L55 45H53V47ZM29 47H31V48H29ZM59 48H60V50H59ZM97 51H99V52H97ZM114 51H116V52H114ZM131 51L135 55H138L140 57L139 58L140 59V62H139L138 59H136V56L134 57V55L131 54ZM73 52H74V55H73ZM89 52H90V54H89ZM117 52H119V53H125L123 56H124V58H125L124 60L126 62L124 60H122L123 59L122 56L119 57V55H121V54H119ZM234 52H236V54ZM83 53H86V57H88L86 63L90 61L89 62L90 63V67L88 66L89 65L88 63L85 64V60H84V58H82L83 56H80L81 54L83 55ZM163 53H164V55H163ZM107 54H108V56H107ZM111 54H114V57ZM115 54L118 56V60H119V58L120 59L122 58L120 61L121 62L123 61L124 63H121V65L118 66V64H120V63H118ZM68 55H70L71 57H69ZM131 55H132V58H131ZM162 55H163V57H162ZM129 57H130V59H129ZM58 58H60V59H58ZM77 58H78V61H76ZM79 58L82 60V62L84 61L83 64H85L84 66H86V69L83 66V64L79 65L80 63H82L81 61H79L80 60ZM1 59L2 58L0 57V61H1ZM63 59H65V60L67 59L66 60L67 62L64 63V60ZM61 60L63 61V63H62ZM68 62H70V64ZM91 63H93V64H91ZM17 64L18 63H15V64H13V66L15 67V65H17ZM64 64L66 66H64ZM122 64H125V66L122 65ZM181 64H183V67H182ZM202 64H204V66ZM105 65L106 64H104V66ZM136 65H137V68H136ZM77 66L79 67V69L78 68H74V67H77ZM80 66L81 67L83 66L85 70H83V69L81 70ZM184 67H185V70H184ZM102 68H104V67L102 66ZM105 68H106V66H105ZM76 69H78V71L81 70V72L83 71L84 74H83V72L82 73L79 72L80 75L77 73L78 76H76L77 75L76 74V71H77ZM104 69H101V72ZM106 70H107V68H106ZM45 71L47 72V69ZM59 71L61 72L62 70H59ZM182 71H183V73H181ZM121 72H118L116 75L118 76L119 73L121 75ZM234 72H236V74H233ZM103 73L105 74V72H103ZM107 73H108V75H107ZM240 73H241V75H240ZM45 74L46 73L44 72V76H45ZM172 74L176 75L177 76V79L174 78L175 76L172 75ZM124 75H125V77H123ZM198 76H200V77H198ZM2 77H3V79H2ZM263 77H264V73L262 75H260L259 77H255L252 80V84L254 85V87H252L253 85H251L250 88L248 89L249 92H252V90L253 91H257L258 90L257 89L258 88V85H259L258 83H260L261 78H263ZM242 79H243V81H242ZM91 80H94V82L91 81ZM120 80H121V82L119 83L118 81H120ZM112 81L114 82V85L113 86H115V84L117 86L118 85L120 86V84L122 83L121 84L122 86L119 87L120 89L119 88H116V90L118 89V91H116L114 89L117 86L113 87L111 85V87H110V84L112 83ZM117 82H118V84H117ZM187 82H189V83H187ZM123 83H126V84L123 85ZM96 85H98V82H97ZM87 86H89V87H87ZM189 86H191V87H189ZM126 87H124V88L126 89ZM107 88H109V89H107ZM228 88H230V89H228ZM224 89L225 90L227 89V90L225 91ZM91 90H89L90 93H91ZM108 90H110V91L112 90V91L111 92L110 91L107 92ZM78 91H79V88H78ZM83 91H85V90H83ZM100 91L99 92H96L97 95H99L98 99L96 97L97 95L95 93L93 94V92H92V94H90L89 92L86 91L85 94H84V92L81 91L84 94V97L86 99L83 100V98H81L82 99L81 100L82 101L81 102L82 103V106L79 104V107H81V108L78 107V110H80V112L81 111L82 112L84 111V114H85V112H86L85 110L89 109L90 107L93 108L94 101L95 100H97V101L98 100H101L100 98H102V97H100V96H103L104 95L102 92L100 93ZM129 91H130V93H128ZM81 92H80V94H82ZM121 92H120V94H121ZM99 93L102 94V95H100ZM125 93H126V98L129 97V96H130V98L126 99L125 98V95H124ZM87 94L88 95H91V96L86 97ZM109 94L107 96H109ZM58 95H59V88L57 86L56 87L53 86V87H51L47 91L48 98L52 99V97H53V99L56 100V101L54 100V102L56 104H59ZM123 95H124V99H123ZM148 95H149V97H148ZM107 96H103L106 99L104 101L102 100L100 102V103H102L101 105L100 104H97V107L100 106V109H101V110L99 109L100 112L102 111V109H103V112L106 110L105 113H102V114H106V112L108 111V109H110V110L107 112V114L108 113L110 114L111 113L110 111L112 109H114L115 107H117V105H118V101L117 100H115V101H117V103L115 101H113L115 99L114 98L115 96L113 97L112 101L110 100V103L106 102V100L108 98L110 99L112 97L110 95V97L107 98ZM209 96H211V98L213 97L214 100H216L215 102H218V103H215V102L213 103L214 100L211 99ZM220 96H221V98H220ZM240 96H242L241 99H240ZM142 98H147L148 99V100L146 99L147 100V104H148V106H146L147 107L146 108L147 111L148 110H153V111H148L147 112V114L148 113L150 114V115L148 114L149 119L147 117V121H149L152 118L153 114H154V116H153L154 118L152 119L153 122L149 121V123L151 122L150 124H148L149 127H148V125H146L147 124V121H146V123L143 122L146 119V117H145L146 115L143 117L142 116V113L140 114V112L142 111V109H141L142 106L139 104V102H140L139 100L142 99ZM224 98H226V100ZM163 99L165 100V102H164ZM250 99H254L255 101H252ZM13 100L14 101L17 100V102H19L18 104L21 105V107H22L21 109L22 110L20 109V107L19 108H16L14 106L15 103L14 104L12 103V102H14ZM126 100H128V104H127V101ZM160 100H163V101H160ZM211 100H212V102H208V101H211ZM242 100L246 102V103H244V105H243ZM97 101H95V105H96ZM158 101H160V105L161 104L164 105L163 102L165 103V107L163 106V110H162V105H161V109H160V106H159V108L156 107V106L159 105V102ZM85 102H86V104H85ZM105 102L108 103V106L109 107L107 106V104H105ZM114 102L117 105L114 104ZM156 102H158V103H156ZM237 102H239V103L237 104ZM257 102L259 103L258 100H257ZM111 103H112V105H111ZM202 103H204L203 105H206L207 107H206L205 113L201 117H199V115H198L199 107L202 106V105H200ZM103 104H104V106H103ZM109 104L111 105V108H110V105ZM113 104H114V106L115 105L116 106L114 107ZM154 104H158V105L153 106ZM232 104H233V106H231ZM40 105H42V104H40ZM224 105H225L226 108L224 107ZM105 106H107L108 109ZM187 106H190V110H193V113H194V116L195 117L188 116L187 111H188L189 107L187 108ZM191 106L193 107V109H192ZM94 107L96 108V106H94ZM139 107H141L140 108L141 109L140 112H139V110H140ZM239 107H240L241 110L239 109ZM92 108H91V110L89 109L90 112H92V110H93ZM148 108H151V109H148ZM229 108H231L230 109L231 111L233 109V115L232 116H233L234 122H233V120H231L232 121L231 122V121H229V120L227 121L225 119V115H226L225 113H227V111L229 110ZM129 109L131 111H129ZM234 109H235V111H234ZM238 110H240V111H238ZM1 111H2V113H1ZM3 111H5L6 113H3ZM11 111H12V113H11ZM82 112H81V114L84 115ZM90 112H87V113L90 114ZM120 112H118L119 114L117 116L120 115L121 117H117V118H120V120H121L124 117H127L125 115V112H122L121 114H120ZM131 112H132V114H131ZM219 112H221L222 114L219 113ZM237 112H238V114H237ZM212 113L214 114V116H213ZM242 113H244V114H242ZM129 114H131V115H129ZM138 115H141L142 117L141 116L139 117ZM197 115H198V117H197ZM222 116H223L224 119L222 118ZM90 117H91V115H90ZM102 117L106 118L103 115H102ZM131 117H129V118H131ZM136 117H139V119L138 118L136 119ZM192 117L193 118H198V119L200 118L201 119V123L203 124L202 127L203 128L204 127L206 128V129H204L203 132H205V131L207 132V133L205 132L204 134L202 133L203 134L202 136L205 139L203 138V141H202L203 142L202 143V145H203L202 146L203 147L202 152L203 153H200V154H198L199 153V149H196L197 147L195 148L194 146H192L193 141L195 142V140H194L196 138L195 135H193V136L192 135H185V136H183L184 135V131L186 132V130H185L186 127L185 126L187 124H185V123H188L190 125L191 122L189 123V121L193 120ZM211 117H212V120H211ZM219 118H220V120H219ZM239 118H242V119H239ZM173 119H174V121H173ZM236 119H239V120H236ZM260 119H261V121H260ZM50 120H54V121H50ZM104 120L105 119H103V118L101 119V123L102 124L104 123ZM118 120L119 119H117V121ZM154 120H155V122H154ZM209 120H211L212 122L211 121L208 122ZM124 121H126V118H125ZM236 121L237 122L239 121L240 123H235ZM15 122H16V124H18L17 127L15 126L16 128L13 127V125H14ZM54 122H55V124H54ZM121 122H123V120ZM121 122H119V123H121ZM140 122H143V124L140 123ZM229 122H231V123H229ZM261 122H262V125L263 126L261 125ZM123 123H125V122H123ZM209 123H211V124H209ZM228 123H229V125H228ZM141 124H142V126H141ZM171 124L172 125L173 124H175V125L177 124L179 127L173 125L174 128L176 127V130H174L173 128L171 129V127H173V126H171ZM239 124H240V126H238ZM152 125H151V127H152ZM189 125H187V128H188ZM217 125H218V127H217ZM220 125H222V126L224 125V126L221 127ZM232 125L233 126L235 125V126L232 127ZM253 126H255V127H253ZM169 127H170V129H168ZM228 127L230 128V130H229ZM219 128H223V129H221L222 131ZM239 129H240V131L242 133L239 131ZM142 130H143V132H142ZM212 130L213 131L214 130L216 131L215 138H213L212 133H210ZM238 131H239V133H238ZM235 132H236V135H233ZM259 132L261 133V135H260ZM102 134L105 135L108 138V141H107V144L106 145H104L103 147L99 148L100 150L99 149L96 150V148L95 149L94 148H91L92 149L91 150L90 147L88 148L87 146H85V143L90 142L91 140L97 138L98 136H100ZM209 134L212 135V137L209 136ZM205 135H208V136H205ZM221 137H222V139H221ZM227 138L228 139L230 138L231 140L230 139L228 140ZM124 139H129L130 140V144L127 147H125L124 150H122L119 153H116V155L113 153V151H110V150H112V147L113 146H115L116 144L120 143ZM222 140H224V141H222ZM136 141H139L140 144L143 145V146H145V148L147 150L146 149H144V150L141 149V150H139L137 152H133L132 153V158H130L129 155L131 154L132 147L135 145V142ZM244 141H246V142H244ZM167 142H169V143H167ZM218 142H219V144H218ZM213 144L214 145L216 144V145L214 146ZM251 144H254V145H251ZM173 145L176 146V148H178V147L186 148V147H189V146L190 147L192 146V147L195 148V149L194 148L192 149V147H191V150H192L191 151V156L192 157L190 156L191 160L185 162L186 165L184 164V162H181L182 164L181 163H178V166L175 164L176 159H174L172 156L173 155L175 156L177 154V151H176V154H175L174 153V150H176V149L173 147ZM84 146L87 147V148H85ZM170 146L174 148L173 151L171 150V147ZM261 147H263L262 148L263 149V152H262ZM87 149H88V151H87ZM149 149H151V150L149 151ZM249 149H251L252 151H250ZM169 150H171V153H168ZM92 152L95 153V154H93ZM251 153H252V155H251ZM170 154H173V155H170ZM201 154H202V156H201ZM253 154H254V156H253ZM134 155H136V156H134ZM74 156L75 157L78 156V157L77 158H74ZM128 157H129V159H130L131 162L129 161V159H127ZM171 158H173L174 160L171 159ZM132 159H133V161H132ZM159 159H160V161H158ZM125 160H126V162L128 161L127 162L128 165L126 163H124ZM170 160H173L174 163L171 162ZM240 160L242 161V163H241ZM72 161H70L71 164L74 163ZM120 161H118L116 163H120ZM157 161H158V164H160V165L157 164ZM245 161H246V163H244ZM250 161H252V162H250ZM256 161H257V163H256ZM69 164L70 163L68 162V165ZM173 164L175 166H177V167H175ZM70 165H69V168H68V166L66 164V166L64 168L67 167L68 170L66 168V169H63L62 172L64 173V170L70 172L69 169H70V167L72 169V165H74V164H72L71 166ZM156 165H158V166H156ZM180 165H182V166L180 167ZM239 165H241V166H239ZM91 167L90 166H87V165H84L82 167L84 169H82V170H85V168H86V171H82L81 170L80 173L81 172L82 173L81 174L78 173L79 176H76V178H74L73 181H76V179H77L78 182H80L82 180L81 182L83 183L84 180H85V178H86V176L83 174V172H87L88 171L87 169H90ZM124 167H125V169H124ZM224 168L228 172L227 180L225 178V175L222 177V173L224 174L223 170H225ZM155 169H156V171H155ZM93 170H92V172H93ZM94 174H93V176H94ZM183 174L185 176H183ZM192 174H193V176H192ZM92 178H94V177H92ZM92 178L89 179L88 182L86 183L87 184L86 186H87L88 189H89V186H92L93 185V183H92L93 181H91V180H93ZM99 178H94V179H99ZM197 178L200 179L199 180V181H201L200 183H199V181H198ZM194 179L197 181V183H196V181ZM182 180H184V181H182ZM1 181H2V184L4 185V190H2L0 192V199H4L6 197L5 190L10 185L11 178L9 176H3L2 179H1ZM77 181L76 182H73V185L74 186H76L78 184ZM95 182H96V180H94V183ZM74 183H76V184H74ZM79 185L80 184H78V186ZM60 186L61 185H54L52 187V189L50 190V192L52 194L58 193L60 191ZM201 186H202V188H201ZM91 189L93 191V188H91ZM144 189L146 191H144ZM202 189H203V191H202ZM90 190H89V192H90ZM92 191L90 192L91 195H92V193H94L92 195V198L94 197L95 198V199L93 198L94 200H96V199L99 200L100 194H99V196H98V194H96L97 197H95V192L96 191L95 192H92ZM89 192H85L86 195ZM182 192H184V193H182ZM96 193H99V192H96ZM216 193H217V196H216ZM165 194H167V195H165ZM91 195L89 196V194H88L86 197H85V195H81V197H79L78 201H76V203L78 202V204H74L75 207L73 206L72 207L73 209L69 210L67 213H64V211H63L64 208H65V201H63L60 197H56L55 200L53 201L54 212H58V213L60 212L62 214L64 213L63 224H62L63 225L62 226L63 227L62 228V232L59 235H57V237L60 238L62 245L59 246L60 248L58 247L59 249H57V251L54 250V251H56V253H58V254H55V255H57V257L60 258V256L63 257L64 255H66V254L69 253L68 256H71L74 259L73 260V264H74L75 259L77 261L78 260L77 258H80L79 254L80 255H83V253H85V251H87L88 254L90 253V255L88 257H90V256L91 257H90V259L88 258V260H85L86 264H89L90 262H91L90 264H93V263L94 264H97V263L98 264H120V262L122 260V256L124 255V252H126L125 250H127L128 247H130L131 245H133L134 242L136 241L134 238L137 235L134 236V234H135V231L137 233V230H136L137 228H135V227L137 226V221H138L137 220L138 219L137 217L139 216L138 215L139 213L136 210L137 212L135 211V213L133 215V216H135V218L133 217V220H131L132 222L128 223V225H125V231H126V234H127L128 237L124 240L125 242H123V245L121 244V246H122V247L120 246L121 247V250L120 251L117 250L114 253L113 257H106L107 251H109L111 249L110 247H112V245L114 243L113 242L112 245L110 246V244H111L110 241L109 242L108 241L106 242V236H107V232L106 231H108V227L110 226V224L107 223L109 226L106 224V225H104L105 228L99 229L97 227V225L95 224L94 219H91L90 218L87 221H85L86 223L84 222L85 224L83 223L80 228H75V227H72L70 225L71 221H73V220H77L78 221V220H80L82 218V216L84 218V215L86 214L85 213L86 211H87V213L89 212V214L91 215V213H92V211L94 209H95L94 212H96V210H98L97 209L98 208V206H97V204H98L97 202L98 201L96 200V202H94V200H92V198H91ZM190 195H191V197H190ZM82 196H84V197H82ZM149 196L151 197V195H149ZM179 196H184V197L187 196V198L185 197L186 199H184L183 201H180ZM139 197L142 198L143 195L142 196H139ZM213 197H215L216 199L213 198ZM253 197L255 198L256 196L253 195ZM201 199H202V201H201ZM42 200L41 199H36V202L38 204H42L44 202V200L43 201ZM91 200L93 201V203H90ZM151 200L149 199V203L152 202ZM145 201L147 202L148 201V198ZM175 201H177V202H175ZM36 202H35V204H37ZM172 203H173V205H172ZM184 203H186V204H184ZM193 203H196L195 206H194ZM212 203H214V205ZM189 204H190V207H189ZM92 205L95 206V208ZM170 205H171V207H170ZM177 208H179V209H177ZM161 210H162V212H160ZM182 210H184V211H182ZM94 212L92 214H94ZM83 213H84V215H83ZM90 215L86 214V217L88 218V216H90ZM179 216L182 217V218H180ZM174 217H176V219H173ZM197 217L198 218H202V215L199 214ZM119 218L120 217H116L117 220H119ZM177 218H180L181 220L180 219L179 220L181 222L174 221V220H177ZM30 219H32V218L30 217ZM227 219H228V216L227 215H223L221 217L220 221L221 222H225ZM4 221H5V219L2 221L1 225L3 224ZM40 221H42L41 215H39L37 217L34 216L33 217V220H31V222H34V223L33 224L30 223L29 225H31V227L28 225L29 226L28 229L29 230H30V228L33 229V227L35 226V224L40 223ZM119 221H121V219ZM41 227L42 226L39 224L38 229H41ZM20 228H21V223L18 221L15 224L14 232H17ZM199 229L200 230L198 232V238L196 240V245L198 247H202L204 244H211L214 241V239H215V234H212V232L209 230V228H208L207 225H201ZM207 229H208L209 232L206 231ZM182 232H183V228H182V226H180V227H177L175 229H172L170 231V234L169 235L171 236V238L174 241H177V240L180 239V237L182 235ZM226 232H227L228 236L230 237V240H237V241H244L245 242L246 247L248 248V250L250 252V257L248 259V264H264V236H262L261 233H260V224L257 221H255L254 219H250L248 226H246V227L245 226L244 227H242V226H236V227H233V228H228L226 230ZM132 236L134 238H132ZM213 236H214V238H213ZM55 237L50 238V239H47L46 242L47 243H50L51 241L53 242L55 240ZM133 239L135 240L134 242H133ZM209 239L211 240L210 243H208ZM230 240L225 243L224 248H223V246H220V248L218 250H215L217 252L219 251L218 254H220V255H221V253L223 254V252H224L226 256L224 255L223 258L218 259L219 256H216L217 254L215 255V252L214 251H213L214 254L209 253L210 255H208V252L206 254V252L204 251L201 254V257H200V259H201L202 262L199 259L197 261V263H192V264H211V263H213V264H221L220 263L221 261H222L223 264H227V263L234 262L235 256H234L233 253L229 252V248H230V244H231V241ZM74 241H75V243H74ZM37 242L39 244V241H36L35 246L38 245ZM201 242H203V243H201ZM40 245L41 244H39V246H36V248L37 247H40ZM134 245H136V244H134ZM42 246H41V248H42V254H44L43 256L46 257L47 259H49L50 257L45 256V255H48V254L53 255L54 254V253L52 254L53 251L49 247L44 248L45 246L44 245H42ZM136 246H138L137 247L138 249L136 248ZM136 246H135V249H136L135 252L137 254V251H138L139 252V255H140V252L142 251L141 250L142 248L139 245H136ZM27 248H29V247L27 246L26 249H25V251L28 250ZM36 248L34 250L35 252L37 251ZM40 250L41 249L38 250L40 254L39 255L37 254V255H38V258L40 256V259H41V252H40ZM173 250H175V251H173ZM173 250L170 253L171 261L172 262H175V263H178V264H181V262H183V258L181 257V254L179 253V251L181 250V248L179 250H176V249L173 248ZM118 251H119V253H118ZM34 254L35 253L32 254V257H34ZM157 255H158V256H156L157 258L154 256V259L156 258L155 260H157L158 257H159V254H157ZM43 256H42V258H43ZM32 257H31V259H32ZM24 258H20L22 260L14 261V263H12V264H24L25 263L24 261L26 259V258L25 259ZM23 259H24V261H23ZM33 259H35L34 262H36V261L39 260V259L36 260L37 259L36 256ZM47 259L45 261H47ZM82 259H81V261H82ZM154 259H153V261H154ZM178 259H179V261H178ZM0 260H4L3 263H2V261H0V264L1 263L2 264H5V262L6 263L8 262V261H6L5 258H2ZM101 260H102V262H101ZM104 260L107 261V262L104 263ZM78 261H79L78 264H82V263L85 264V262H81L80 260H78ZM217 261H219V263H217ZM26 262H27V260H26ZM154 262H156V261H154ZM76 264H77V262H76Z\"/></svg>",
    "mask_w": 264,
    "mask_h": 264
}]
</instances>
